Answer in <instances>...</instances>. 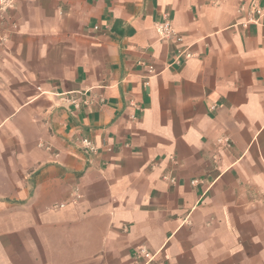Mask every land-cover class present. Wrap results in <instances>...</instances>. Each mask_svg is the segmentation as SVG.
<instances>
[{"label": "crops", "instance_id": "crops-1", "mask_svg": "<svg viewBox=\"0 0 264 264\" xmlns=\"http://www.w3.org/2000/svg\"><path fill=\"white\" fill-rule=\"evenodd\" d=\"M254 2L15 0L0 264H264V14L244 25L240 9ZM164 19L180 45L159 39Z\"/></svg>", "mask_w": 264, "mask_h": 264}, {"label": "built area", "instance_id": "built-area-1", "mask_svg": "<svg viewBox=\"0 0 264 264\" xmlns=\"http://www.w3.org/2000/svg\"><path fill=\"white\" fill-rule=\"evenodd\" d=\"M15 0H0V27L1 21L4 17L6 11L11 9L14 5ZM240 9L244 11L246 19L244 21V25H248L251 23H257L262 15L264 14V8L260 6L258 3H250L249 5L245 6L244 4L241 5ZM156 32L160 40L162 41H171L175 44H181L184 39V35L181 31L175 29L170 20L164 19L161 22H158L156 25ZM5 33L2 32L0 28V42L5 41ZM179 55L183 54L184 57H190L191 54L187 51V48L180 49ZM67 101L71 102L75 108H78L80 105V97L79 96H69L67 97ZM76 142L80 149L88 153H95L98 149V146L86 136H82L76 139ZM217 144L223 149H229L231 145V141L228 136H222L217 139ZM163 178L169 180L170 182L174 183L175 179L173 177H168L166 175ZM81 197L79 193L78 187L75 186L70 192V199L73 204H76L78 199ZM65 206L64 203H57L52 205V209H59ZM163 250H158L154 253H151L144 248H139L137 253L147 259V261L153 260L155 257L161 255ZM163 256L166 257V254L163 253Z\"/></svg>", "mask_w": 264, "mask_h": 264}]
</instances>
